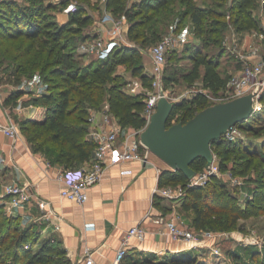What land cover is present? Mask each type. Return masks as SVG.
Returning a JSON list of instances; mask_svg holds the SVG:
<instances>
[{
  "label": "trees",
  "instance_id": "trees-1",
  "mask_svg": "<svg viewBox=\"0 0 264 264\" xmlns=\"http://www.w3.org/2000/svg\"><path fill=\"white\" fill-rule=\"evenodd\" d=\"M69 1H61V5L65 7ZM171 2L179 5L168 9L173 19L180 25L186 17H189L192 29L198 36L208 32L218 33L219 29L210 24L217 25L220 17L223 16L229 17V21L238 30L257 29L264 33V26L259 24V20L253 14L254 9L260 10V0H227V7H225L226 0H211V3L206 5L207 8L195 0H141L131 7H125L126 0H108L107 7L113 15L116 11L127 15L130 19L129 37L144 48L150 43H157L164 36L163 31H160L155 23L162 9ZM47 6L51 7L46 5L44 0H0V50L2 49V55L7 56L13 46L8 44L3 49V43L13 42L19 38L28 41L13 55L16 63L7 75L16 83L23 77L30 78L40 74L48 90L40 96H34L32 102L45 105L47 117L44 121L21 119L22 130L36 151L45 153L52 161L74 166L79 161H88L93 157L95 142L88 136V108L99 107L105 94L108 93L109 102L124 104L119 117L124 127L139 129L147 122L145 116L137 110V107L142 105L140 97L144 95L123 92L118 82L119 77L112 72L114 65L127 63L133 75L142 77L146 84H149L150 80L144 74V64L135 65L140 54L134 48H115L105 58L93 60L88 64L79 63L78 60L76 62L73 58L74 50L68 49L70 40L61 41L62 33L66 32L64 25H60L55 16L49 18L51 15L46 11ZM85 11L82 5L77 4V10L69 14L71 24L87 23L92 16ZM208 16L218 18L215 23L212 21L210 23ZM220 39L223 38L219 35L210 38L215 43ZM217 66V62L207 59L198 51L193 56V67L182 76L190 82L201 77L205 87L217 92L218 89L227 87L231 76L230 74L224 76ZM166 79L174 81L175 78L168 75ZM16 96L18 95L12 96V99ZM212 104L214 103H210L203 94L197 95L190 101L178 103L173 109L169 124L174 121L178 113L181 114L176 121L185 122L198 111ZM263 110L254 112L249 118L237 123V126L259 136L262 126L253 125V122L262 118ZM211 147L219 158L221 170L229 169L230 161L238 157L240 159L238 164L242 167L240 170L234 167L231 170L235 169V172L241 174H249L251 171L259 174L258 186L254 189L253 197L247 201V207H242L238 201V194L226 188L215 177L213 184L207 182L202 185H189L190 178L182 170L164 168L160 174L159 184L183 186L186 192L181 200L185 212L183 215L189 214V211L193 212L189 224L194 229L219 231L236 229L241 218L264 212V204L259 201L264 200V149H260L255 144L250 145V141L248 144L240 139L229 140L225 136L214 140ZM191 166L198 172L207 166V161L203 157H198ZM21 223V215L8 214L5 204L0 203L2 228L0 245H5L6 248L16 247L11 256L7 252L4 257L2 256L4 253L1 254L2 264H72L67 249L58 238L44 237L42 231L36 230L35 233L34 229L37 225L33 222H30L28 227H22ZM34 237L35 244L39 246L37 250L31 251L27 249V242L23 241ZM137 255L135 249H128L121 264H200L195 250L174 255L166 254L157 259L140 260ZM234 256L236 261L242 257L239 252Z\"/></svg>",
  "mask_w": 264,
  "mask_h": 264
},
{
  "label": "crops",
  "instance_id": "crops-1",
  "mask_svg": "<svg viewBox=\"0 0 264 264\" xmlns=\"http://www.w3.org/2000/svg\"><path fill=\"white\" fill-rule=\"evenodd\" d=\"M85 44L83 42L82 45L85 47ZM150 69L151 61L146 63V72ZM7 74V70L5 75L0 74V119L7 121L12 118L16 121L19 134L17 138H10L0 132V203L8 201L4 196V186L13 180L30 183L34 201L36 198L51 200L54 208L64 216L60 230H54L51 224L38 218L39 210L35 202L25 206L17 214L26 222L39 226L44 237L58 238L74 264H86V250L91 251L92 264H113L123 236L137 224L145 227L146 237L143 242L132 238L128 249H135L138 259H157L166 254L174 255L187 250H195L198 255V249L202 247L173 240L166 233L165 223L155 220L159 214H168L174 210L182 215L185 213L180 200L154 194V188L160 185L161 171L167 168L166 163L159 158L151 157V161L147 163L132 160L108 166L102 181L88 190L89 197L83 204L61 198L59 191L62 182L56 178L58 169H81L87 166L88 161L66 166L62 162L50 160L45 153L32 147L22 130L20 120L46 119L47 107L32 102L34 94L40 95L43 92V85L37 76L23 77L15 83ZM34 82L38 85L32 92L30 87ZM16 94L18 96L12 99ZM124 169L131 172L122 173ZM188 213L191 220L193 212ZM200 257L203 260L205 258Z\"/></svg>",
  "mask_w": 264,
  "mask_h": 264
},
{
  "label": "rangeland",
  "instance_id": "rangeland-1",
  "mask_svg": "<svg viewBox=\"0 0 264 264\" xmlns=\"http://www.w3.org/2000/svg\"><path fill=\"white\" fill-rule=\"evenodd\" d=\"M70 0L69 2H71ZM77 4H80L85 8V13L89 16L91 15V19L85 24L74 23L71 24L69 19V14L64 11L63 5H61V1L59 0H44L46 5L51 6L50 8L47 6L46 11L51 15L49 18L51 19L55 16L57 22L60 25H64L63 27L66 29V32L62 33L61 41L70 40L69 50H74L73 58L76 62L82 64H88V62L93 61V58L89 57L87 54L84 46L82 45L83 42L87 43L91 38L96 34L98 27L96 28L97 22L103 12V3L102 0H73ZM141 0H126L125 7H131ZM201 6L207 8L206 5L211 3V0H195ZM68 2V3H69ZM179 3L178 1H176ZM227 0L225 7H227ZM170 5V6H169ZM162 9V13L159 14L158 20L155 23V26L163 31L162 34L165 36L167 34H182L184 30L187 28L192 29L191 21L189 17L180 23H177V20L173 19L170 15V9L176 8L179 5L175 4L174 2L169 3ZM224 7V8H225ZM62 8V9H61ZM169 9V10H168ZM110 10V9H109ZM259 9H254L253 14L259 20V24L264 26V11ZM115 19H122L124 22V27L127 30L129 27L130 19H128L127 15L124 12L116 11L113 15ZM208 21L211 23H215L216 18L218 17H211L208 16ZM162 20V21H161ZM220 22L215 24H210L212 26H216L219 29L218 33H206L204 35H196L195 33L191 35L192 39L189 42L181 45L176 50H171L166 54V62L164 65V78L160 82L163 90L168 93V95L172 99H182L185 95H192V94H203L209 100L210 103H217L223 101L224 98H227L229 95L228 87L218 89L217 92L211 91L209 88L205 87L202 82V78H198L195 81H189L185 77L182 76L184 72L189 71L193 67V56L199 51L203 56L207 59L214 60L218 63V69L220 72L225 75H231L238 70V61L240 60L239 54L244 53L249 56L251 54V50L256 48L259 50L260 53L264 55V37H261L260 30L257 29H245V30H238L234 24H232L229 20L230 18L227 16L220 17ZM166 22V23H165ZM57 27V26H56ZM79 30V32H76ZM219 35L221 36L220 41L214 42L210 40L211 37ZM86 37V38H85ZM129 37V35H128ZM84 39V40H83ZM130 41L129 45H124L121 48H134L138 50L140 57H138L137 64H144V68L146 70V63L151 61V47L154 43H150L148 46L144 48L137 45L133 39L129 37ZM222 40V41H221ZM28 42V41H27ZM23 38H19L18 40H14L13 42H6L2 44L3 49L6 46L12 45V51L7 55L4 56L1 54L2 49L0 50V74H4L7 70L9 72L16 60L13 59V55L17 52L20 47L24 46L27 43ZM86 45V44H85ZM86 52V53H85ZM78 60V61H77ZM75 64V63H74ZM152 65V62H151ZM113 74L119 77L118 82L121 85L120 88L123 92L131 95H135L134 88L131 86V80L135 79L136 75H133V71L128 64H118L114 65L112 70ZM149 72V71H147ZM201 72H203V68H201ZM172 75L174 76V81H169L166 79V76ZM35 77V76H33ZM13 78V77H12ZM31 78V77H30ZM149 78V77H148ZM37 79L43 85V93L48 90L47 84L41 80V76L38 73ZM150 80V78H149ZM151 82L149 81V84ZM147 84V86L149 85ZM149 90L154 91L153 87H150ZM41 93L40 95H42ZM35 95L34 96H40ZM104 100L101 102L99 107L91 106L88 108V114L92 110H100L102 106L106 103L110 104L112 112L114 116L119 120L120 114L123 110V103L118 102H109L107 100L108 93L105 94ZM196 95V96H197ZM195 96V97H196ZM147 96H141L142 105L137 107V110H140V113L145 116L146 113V106H147ZM222 97V98H220ZM193 98H184L182 100L174 101L176 104L182 103L184 101H190ZM259 102L262 104V109H264V89L261 92V97ZM261 109V110H262ZM182 110V109H181ZM184 110V108H183ZM181 112V111H180ZM262 112V118L258 121L253 122V125L262 126V131L259 136L254 135L252 131H244L240 127H238L237 132H235V139L229 140H237L240 139L244 141V143H248L250 141V145H256L260 149H264L263 139H264V110ZM181 113H178L174 117V121H176L177 117ZM90 130V127H89ZM212 148V147H211ZM214 154V160L211 162L210 165H207L204 169H201L197 172L203 173L204 171H208L210 167H215V171H213L207 177V182L213 184L214 177L219 182H222L224 186L238 194V201L241 203L242 207H247V201L253 197L254 189L258 186L259 181V174L256 171H251L249 174H241L239 172H235L231 170V168H237L240 170L242 167L238 162L240 159L238 157H234L230 161V168L226 170H221L219 167V158L215 153V150L212 148ZM233 157V156H232ZM153 159H157L158 157L153 155ZM161 160V159H160ZM167 165V164H166ZM168 167V165H167ZM204 183V184H206ZM212 188V186H210ZM185 196V195H184ZM182 199H180L181 202ZM260 203L264 204V200H259ZM189 227H191L195 232H199L201 230L194 229L190 224V218L188 214L183 215ZM22 227H28L30 222H26L25 219L22 218ZM239 227L232 230H213L215 232L214 236H212L211 240L209 241L208 249H198L199 253L197 256L198 261L200 264H264V212H258L253 215H248L246 217L241 218L238 221ZM0 229H2L0 227ZM37 230L41 232L42 229L40 227H35L34 232ZM206 230V229H205ZM36 233V232H35ZM43 236H45L43 234ZM36 237V236H35ZM35 237L34 239L28 238L27 241V249L31 251H35L38 248V244H35ZM25 240V239H24ZM5 245H0V256H5V252L9 256L13 253L16 247L6 248ZM26 247V246H25ZM204 250V251H203ZM25 252V251H24ZM23 252V253H24ZM236 252L241 253L242 257L239 258L238 261L234 259V255ZM25 254V253H24ZM203 256L204 260L200 257ZM254 258V260H252ZM0 264H2V260L0 259ZM72 264H74L72 262Z\"/></svg>",
  "mask_w": 264,
  "mask_h": 264
},
{
  "label": "built area",
  "instance_id": "built-area-1",
  "mask_svg": "<svg viewBox=\"0 0 264 264\" xmlns=\"http://www.w3.org/2000/svg\"><path fill=\"white\" fill-rule=\"evenodd\" d=\"M63 1V0H59ZM108 0H102L103 14L96 21L98 29L96 34L85 45V50L89 57L93 60L103 59L108 56L115 48H120L124 45H129L128 29L124 27L122 19H115L112 12L107 7ZM77 10L75 1L69 2L64 11L67 14ZM260 10L264 11V0H260ZM261 11V12H262ZM194 34L193 29L187 28L182 34H167L160 41L153 44L151 47V69L144 72L150 78V84L144 82L143 78L138 76L131 80V86L134 88L135 95L147 96V106L145 118L148 122L151 115L157 109V102L162 95H166L171 101H180L184 98H193L197 94L185 95L182 99H172L166 91L163 90L160 82L164 78V65L166 62V54L171 50H176L181 45L189 42ZM261 37L264 33L260 31ZM85 52V53H86ZM249 56L244 53L239 54L240 70L231 74L227 87L229 95L227 98H222L223 101L255 91L253 97V112L262 109V104L259 102L261 92L264 89V55L258 49L253 48ZM35 82L30 87L33 92ZM153 87L154 91L149 88ZM2 84L0 82V92ZM40 92V90H37ZM44 91V90H43ZM42 92V91H41ZM41 92L39 94H41ZM43 93V92H42ZM222 102V101H221ZM251 114V115H252ZM88 122L90 130L88 136L95 142V150L93 157L88 160L87 166L81 169H68L60 167L57 171L56 178L62 182L59 194L61 198L76 201L83 204L87 201L89 195L88 190L94 185L100 183L105 176V170L108 166L118 165L125 161H140L147 163L151 161L152 151L142 141L141 132L145 126L136 129L134 127H124L121 122L114 116L109 103L102 106L100 110H92L88 114ZM238 126H231L223 136L229 139H235V132ZM0 132L10 138H17L19 127L16 121L9 118L7 121L0 119ZM50 164L48 163V166ZM208 171L196 174L189 179V185H202L206 183L208 175L215 171V167L208 168ZM130 170H122V173H130ZM4 196L8 199L3 204L8 214H17L25 206L35 202L39 210V217L42 220L51 224L54 230H60L64 221V216L55 208L51 200L46 198H36L34 201L32 185L23 183L18 180L7 182L4 186ZM185 189L182 185H157L154 188V194L168 199H183ZM155 220L165 223L167 235L175 241H183L190 243L194 247H207L209 241L214 236L212 230H201L195 232L187 224L185 217L174 210L168 214H159ZM146 237V229L141 224L132 226L123 236L120 246L118 247L113 264H121L132 238L143 242ZM86 264H92L93 258L91 251L86 250Z\"/></svg>",
  "mask_w": 264,
  "mask_h": 264
},
{
  "label": "water",
  "instance_id": "water-1",
  "mask_svg": "<svg viewBox=\"0 0 264 264\" xmlns=\"http://www.w3.org/2000/svg\"><path fill=\"white\" fill-rule=\"evenodd\" d=\"M255 93L217 102L185 122L173 121L171 124L169 120L176 102L162 95L156 111L141 132V139L155 156L168 165L167 168L182 170L188 178H192L196 174L192 162L203 157L210 165L214 160L212 142L222 138L231 126L252 114Z\"/></svg>",
  "mask_w": 264,
  "mask_h": 264
}]
</instances>
